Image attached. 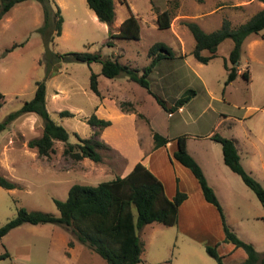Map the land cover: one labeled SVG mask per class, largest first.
Returning <instances> with one entry per match:
<instances>
[{
    "label": "rangeland",
    "instance_id": "rangeland-1",
    "mask_svg": "<svg viewBox=\"0 0 264 264\" xmlns=\"http://www.w3.org/2000/svg\"><path fill=\"white\" fill-rule=\"evenodd\" d=\"M56 4L63 21L61 33L50 44L54 52H98L102 58H117L139 71L150 61L148 48L154 41L166 42L175 55L155 64L149 74L151 91L124 74L104 75L101 62L95 60L62 58L46 75L45 47L37 29L43 21L42 5L38 0L15 3L0 19V121L30 99L36 81L44 79L50 116L67 128L69 141L76 140L74 132L99 139L102 159L70 158L64 155L65 142L61 140H54V150L48 156L39 155L27 141L42 133L43 120L34 112L21 114L0 131V174L15 183L12 188L0 185V225L15 216L21 206L58 214L53 198H66L73 183L96 184L123 175L143 154V163L163 182L168 197L180 189L187 193V199L179 204L177 223L153 221L137 230L143 251L136 264H218L208 254L207 244L216 245L223 264H239L246 250L224 239L217 206L205 199L192 170L174 156L176 132L186 135L187 149L201 162L229 227L264 253L262 203L224 163L220 142L207 135L218 132L231 137L239 145L241 164L264 187V30L251 35L242 46L237 71L248 69L249 78L237 75L225 83L224 59L229 58L233 40L225 38L218 44L216 55L201 62L191 52L195 41L186 25L195 21L210 31L224 17L237 25L264 3L114 0L111 24L94 18L86 0H51L53 9ZM155 8L174 11L169 27L157 25ZM130 11L139 19V37L110 36V32L119 31ZM92 71L97 74L99 93L89 86ZM188 95L180 111L177 101ZM123 101L130 104L123 105ZM96 105L100 115L111 116V123L95 134L98 127L90 125L87 118ZM252 108L258 110L244 117ZM61 109L73 114L60 116ZM121 111L131 114L123 116ZM153 131L169 136V142L152 149ZM247 139L254 143L252 151L246 146ZM70 239L72 245L68 244ZM4 252L8 255L0 257V264H108L90 246L79 242L69 226L52 222H22L10 228L0 235V254Z\"/></svg>",
    "mask_w": 264,
    "mask_h": 264
},
{
    "label": "trees",
    "instance_id": "trees-1",
    "mask_svg": "<svg viewBox=\"0 0 264 264\" xmlns=\"http://www.w3.org/2000/svg\"><path fill=\"white\" fill-rule=\"evenodd\" d=\"M20 1L22 0H0V19L15 3ZM38 1L43 10V21L37 29L45 47L46 75L51 72L53 64L62 58L72 57L88 62L95 60L101 62V72L104 75L114 77L124 74L130 80L136 81L151 91L149 74L153 67L161 58L175 55L169 44L162 40L154 41L148 48L150 61L143 65L141 71L127 63H121L117 58H102L98 52L75 51L72 54L61 55L54 52L50 47L55 36L59 35L62 29L63 16L60 6L56 4L55 9H53L51 0ZM86 1L100 21L108 24L113 22L115 18L114 0ZM261 1L264 3V0ZM155 9L157 25L160 28L169 27L171 19L175 15L174 11L169 8ZM186 25L195 41L191 52L201 62H207L215 56L218 44L225 38L233 40L229 58L224 59V65L227 69L225 83H228L235 79L238 74L237 69L244 41L264 29V5L237 25H232L227 17L222 19L217 28L210 31L204 30L195 21H187ZM139 32V19L130 11L121 21L119 31L110 32L109 35L138 38ZM241 75L248 79L249 70H242ZM89 86L94 92L99 93L97 74L93 71L90 73ZM2 98L3 93L0 92V106ZM156 98L163 103L159 96L156 95ZM188 98L189 95L178 99V106H181ZM126 103L130 104L126 101L122 102L123 105ZM27 112H34L43 120L42 133L27 141L29 146L37 149L39 155L48 156L54 150V140H61L65 142L63 153L70 158L88 157L94 161L102 159L98 150V147L102 145L99 139L94 135L82 137L74 132L76 140L69 141L67 128L50 116L46 107L44 79L36 81V88L30 99L25 100L18 109L10 111L0 121V131L8 127L15 118ZM58 113L60 116L73 114L69 109H61ZM87 122L98 127L93 132L96 134L99 133L100 129L109 125L111 120L93 112L87 118ZM211 137L220 142L224 163L240 175L244 183L254 191L264 208V187L241 164L234 140L218 132L211 134ZM153 139V148H157L165 144L169 137L158 131H153ZM176 141L177 148L173 154L181 163L192 170L199 181L205 199L217 206L222 220L224 239L233 243L234 246H241L246 250V257L239 264H264V253H259L251 242L240 238L227 224L214 189L207 182L199 162L187 150L186 135H177ZM0 185L5 188H12L15 183L0 174ZM186 196V192L177 189L172 197H168L164 191L163 182L143 163L142 157H140L123 175L118 174L112 179L103 180L96 184L73 183L68 189L66 198H53L59 211L58 214L21 206L15 216L0 225V235L22 222L64 224L71 228L79 242L90 246L108 264H136L141 259L143 251V241L137 230L153 221L164 224L177 223L178 206ZM68 244L72 245L73 240L70 239ZM206 250L208 254L216 258L218 264H223L222 255L218 252L216 245L207 244ZM6 255L8 252L0 254V257Z\"/></svg>",
    "mask_w": 264,
    "mask_h": 264
},
{
    "label": "crops",
    "instance_id": "crops-1",
    "mask_svg": "<svg viewBox=\"0 0 264 264\" xmlns=\"http://www.w3.org/2000/svg\"><path fill=\"white\" fill-rule=\"evenodd\" d=\"M56 1V0H55ZM60 3V2H59ZM93 17L94 18H97V15L95 14V12L93 11ZM264 30V29H263ZM263 30H261L260 31V33L261 32H263ZM259 34V33H258ZM239 72H241L240 70L238 71V74L237 75H241ZM250 72V71H249ZM237 77V76H236ZM235 77V78H236ZM234 80V79H233ZM96 108H97V105L95 106V112L98 114V115H100L99 114V111H97L96 110ZM180 111H182V110H184V106L182 105L181 106V109H179ZM258 109H256V108H252V109H248V110H246L245 112H244V117H248V115H251V114H253L255 111H257ZM101 112V111H100ZM120 114H122L123 116L125 115V116H127L128 114L130 115L131 114V112H120ZM100 116H102V115H100ZM103 117H106V118H111V116H109V115H104ZM240 117V116H239ZM111 120V119H110ZM110 125V124H109ZM107 128V127H106ZM260 129H263V128H260ZM161 134H163V133H161ZM182 134V133H181ZM211 134H213L212 132H208L207 133V135H209V137H211ZM163 135H165V134H163ZM177 135H179V134H177L176 132H175V134L173 135L174 137H176ZM258 136L259 137H263V134H261V132H258ZM169 137V136H168ZM187 138V137H186ZM246 138H248V136L246 137ZM263 139H264V137H263ZM167 142H169V141H167ZM167 142H166V144H167ZM162 146V145H161ZM186 146H187V140H186ZM239 145H237L236 146V148L238 147ZM246 146H248L250 149H251V147H252V149L254 148V143H253V141H248V139H247V145ZM160 147V146H159ZM159 147H157V148H159ZM157 148H152V149H155V150H157ZM238 149V148H237ZM252 149H251V151H252ZM188 150V149H187ZM143 156V154H140L139 156H138V158H140V157H142ZM137 158V159H138ZM136 159V160H137ZM196 159V158H195ZM197 160V159H196ZM198 161V160H197ZM200 162V161H199ZM200 164H201V162H200ZM264 164V163H263ZM203 169V168H202ZM129 171V169L127 170V172ZM168 196V195H167ZM185 199H187V197L185 198ZM184 201V200H183ZM178 210H179V206H178Z\"/></svg>",
    "mask_w": 264,
    "mask_h": 264
},
{
    "label": "built area",
    "instance_id": "built-area-1",
    "mask_svg": "<svg viewBox=\"0 0 264 264\" xmlns=\"http://www.w3.org/2000/svg\"><path fill=\"white\" fill-rule=\"evenodd\" d=\"M179 109H181V106H179ZM172 112L171 111H169V114H171Z\"/></svg>",
    "mask_w": 264,
    "mask_h": 264
}]
</instances>
